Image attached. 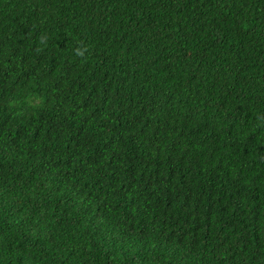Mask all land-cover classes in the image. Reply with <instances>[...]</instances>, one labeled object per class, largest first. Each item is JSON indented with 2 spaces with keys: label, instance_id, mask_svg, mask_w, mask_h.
I'll use <instances>...</instances> for the list:
<instances>
[{
  "label": "trees",
  "instance_id": "trees-1",
  "mask_svg": "<svg viewBox=\"0 0 264 264\" xmlns=\"http://www.w3.org/2000/svg\"><path fill=\"white\" fill-rule=\"evenodd\" d=\"M0 264H264V0H0Z\"/></svg>",
  "mask_w": 264,
  "mask_h": 264
}]
</instances>
